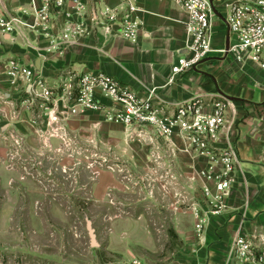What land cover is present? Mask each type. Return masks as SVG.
<instances>
[{
    "label": "built area",
    "instance_id": "obj_1",
    "mask_svg": "<svg viewBox=\"0 0 264 264\" xmlns=\"http://www.w3.org/2000/svg\"><path fill=\"white\" fill-rule=\"evenodd\" d=\"M166 1L186 15L185 52L170 67L167 85L215 57L243 67L254 65L264 72V0L224 1L220 7L223 13L213 0ZM138 11L134 0H118L114 7L104 0H27V4L12 10L0 0V36H7L24 53L40 59L62 57L69 47L99 29L135 43L142 28V22L134 17ZM217 20L225 26L228 40L227 47L225 44L219 50L213 48ZM0 79L13 89L12 99L0 93V107L8 110L1 109V119L7 125L26 124L40 138L57 137L64 142L68 117L96 113L105 123L121 126L128 140L138 138L150 146L148 163L159 164L166 159L173 163L180 154L191 151L209 157L211 163L189 181L203 182L201 192L210 208L209 215H219L226 208L225 200L231 190L229 177L238 166L236 148L229 137L233 124L226 123L224 117L230 107L227 99L216 103L211 115L203 113L204 106L198 100L181 104L169 114L151 100L138 99L103 73L63 72L58 83L50 86L31 66L14 57L0 60ZM154 92L150 90V94ZM23 113L29 117L23 119ZM50 131L55 134H49ZM220 132L225 133L227 142L222 150L214 148ZM3 139L11 151L10 167L14 161L19 163L22 181L29 175L22 156L28 150L24 137L11 130ZM2 198L0 192V202ZM194 216V229L200 233L207 216L197 209ZM131 264L141 263L133 260ZM222 264H264V235L246 236L238 232Z\"/></svg>",
    "mask_w": 264,
    "mask_h": 264
},
{
    "label": "crops",
    "instance_id": "obj_2",
    "mask_svg": "<svg viewBox=\"0 0 264 264\" xmlns=\"http://www.w3.org/2000/svg\"><path fill=\"white\" fill-rule=\"evenodd\" d=\"M1 1L10 10L27 4V0ZM134 1L139 9L134 17L142 22L135 43L125 42L118 35L99 29L77 45L69 47L64 56L40 59L24 53L21 47L10 43L7 36H0V60L21 58L50 86L58 83L59 74L63 72L76 75L103 73L116 79L138 99L151 100L169 114L175 112L181 104L198 100L204 106L203 113L211 115L215 112V104L221 102L222 98L227 99L230 107L226 108L224 117L226 123L233 124L229 137L236 148L238 159V166L229 177L230 196L225 200L226 208L221 214L209 215L210 208L201 192L203 182L196 179L191 187L198 186L203 200L194 203L193 208L207 217L201 232L197 233L193 226L186 240L189 251L186 264H222L231 240L238 232L246 236L264 235V72L254 65L243 67L215 57L178 77L174 84L167 85L170 67L185 52L186 15L166 0ZM213 2L218 8L224 0ZM104 3L114 7L118 5V0H104ZM226 40L227 33L224 30L217 34L213 48H223ZM214 61L226 62L218 67ZM152 89L155 92L150 94ZM1 92L8 99L14 98L13 89L3 79H0ZM101 99L103 103H108L104 98ZM1 109L3 112L8 111L7 108L0 107V192L20 194L26 188L20 180L23 172L16 161L10 167L11 151L3 138L11 130L24 137L28 150L22 156L27 161V169L31 161L39 166L51 158L50 147L45 149L51 138H40L26 124L13 127L7 125L1 119ZM88 115L94 114L83 113L68 117L66 128L72 123L80 124L81 119ZM28 117L27 113L22 114L23 119ZM226 143L225 133L220 132L214 148L225 149ZM53 155L57 159L60 153L58 157L56 153ZM179 157L180 160L186 158L185 169L190 177H196L211 163L209 157L197 155L195 151L180 154ZM36 172L45 175V171L39 167ZM210 188L212 190V186ZM105 251L113 258L105 264H131L133 260L147 264V256L155 254L157 248L146 223L139 219L120 218L112 221Z\"/></svg>",
    "mask_w": 264,
    "mask_h": 264
},
{
    "label": "rangeland",
    "instance_id": "obj_3",
    "mask_svg": "<svg viewBox=\"0 0 264 264\" xmlns=\"http://www.w3.org/2000/svg\"><path fill=\"white\" fill-rule=\"evenodd\" d=\"M215 22L217 37L225 26ZM85 113L94 115L67 127L64 142L50 137L45 149L50 147L51 158L43 166L31 161L20 194L3 193L0 264H105L113 259L105 251L107 235L120 218L146 223L157 248L147 264H186L193 205L203 200L198 186L191 187L186 158L148 163L150 146L128 140L121 126L101 122L98 114Z\"/></svg>",
    "mask_w": 264,
    "mask_h": 264
},
{
    "label": "water",
    "instance_id": "obj_4",
    "mask_svg": "<svg viewBox=\"0 0 264 264\" xmlns=\"http://www.w3.org/2000/svg\"><path fill=\"white\" fill-rule=\"evenodd\" d=\"M227 42H228V40H226V47H227ZM35 59H36V58H35ZM37 60H38V59H37ZM86 228H87L88 234H89L90 239H91V245H92L93 247H96L97 245H96V243H95L94 231L92 230V228H91V223H90L88 220H86Z\"/></svg>",
    "mask_w": 264,
    "mask_h": 264
},
{
    "label": "trees",
    "instance_id": "obj_5",
    "mask_svg": "<svg viewBox=\"0 0 264 264\" xmlns=\"http://www.w3.org/2000/svg\"><path fill=\"white\" fill-rule=\"evenodd\" d=\"M174 236H175V238L177 239V235H176V234H174Z\"/></svg>",
    "mask_w": 264,
    "mask_h": 264
}]
</instances>
